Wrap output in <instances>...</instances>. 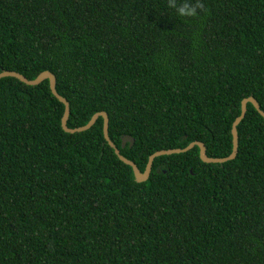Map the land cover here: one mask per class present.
Wrapping results in <instances>:
<instances>
[{"label":"trees","instance_id":"1","mask_svg":"<svg viewBox=\"0 0 264 264\" xmlns=\"http://www.w3.org/2000/svg\"><path fill=\"white\" fill-rule=\"evenodd\" d=\"M0 0V74L57 79L69 128L109 115L143 172L204 142L229 157L244 99L264 110V0ZM49 81L0 80V264H264V117L250 103L235 160L201 149L136 181L104 137L62 127ZM130 135L133 147L122 148Z\"/></svg>","mask_w":264,"mask_h":264},{"label":"water","instance_id":"2","mask_svg":"<svg viewBox=\"0 0 264 264\" xmlns=\"http://www.w3.org/2000/svg\"><path fill=\"white\" fill-rule=\"evenodd\" d=\"M5 78H13L21 83L30 86V87H35L40 84H42L45 81H49L50 83V90L52 94L59 99L64 105H65V113L62 119V127L63 129L68 132V133H78V132H84L89 130L90 128L93 127V125L97 122V120L102 117L104 119V137L105 140L108 142V144L115 150L116 155L119 157V159L125 163L126 165L132 167L134 171V175L136 178V181L139 183L145 182L149 179L152 168H153V163L154 160L157 157L160 156H165V155H173V154H181V153H186L192 149H194L196 146H199L201 149V158L205 163H215V164H224L226 162L235 160L238 157V153L240 150V133H239V125L242 123V121L246 118L247 113H248V106L250 103H252L256 109L261 113V115L264 117V110L261 107V104L259 101L254 97H248L244 99L242 103V114L236 119L234 125H233V142H234V150L233 153L229 157L225 158H215V157H210L208 154V149L207 146L204 142L201 141H196L189 145L187 148H178V149H169V150H161L153 153L149 157L148 164L146 166L145 171H141L139 167L131 160L126 158L121 154L120 149L116 146V144L111 140L109 136V115L106 112H98L96 113L91 120L84 126L77 127V128H69L67 123L68 119L70 116V103L66 98L63 96L59 95L56 89L57 86V79L55 75H53L50 72H44L40 76H38L35 80H28L26 77L23 75L16 73V72H4L0 74V80L5 79ZM135 143V139L130 136V135H125L122 139V148H125L128 144L130 147H133Z\"/></svg>","mask_w":264,"mask_h":264},{"label":"clouds","instance_id":"3","mask_svg":"<svg viewBox=\"0 0 264 264\" xmlns=\"http://www.w3.org/2000/svg\"><path fill=\"white\" fill-rule=\"evenodd\" d=\"M167 7L183 19L196 17L200 12L206 11L203 0H167Z\"/></svg>","mask_w":264,"mask_h":264}]
</instances>
